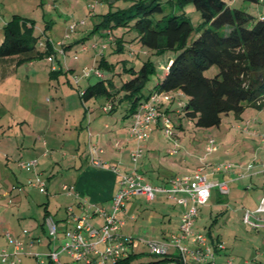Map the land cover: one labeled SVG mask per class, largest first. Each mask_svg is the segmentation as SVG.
Segmentation results:
<instances>
[{"label": "crops", "instance_id": "obj_1", "mask_svg": "<svg viewBox=\"0 0 264 264\" xmlns=\"http://www.w3.org/2000/svg\"><path fill=\"white\" fill-rule=\"evenodd\" d=\"M21 59L22 57L16 56L0 60V86L5 87L21 69L24 70V65L29 66L31 71H36L38 68L35 60L20 62ZM59 64L60 68H56L54 74L59 73L57 79L60 78L58 82L61 86L68 84V78L65 80L62 76L70 75L73 82H71L72 90H61L59 101L53 96L44 100L45 104L54 102V100L55 103H58L56 109L51 107L45 119L40 116L41 113L45 115L46 112L44 114L39 110L42 103L38 96L28 95L27 107L24 106L23 111H19L20 113L24 112V114L21 113L20 123H28V120L33 116V125L36 128L33 131L35 132L32 131L29 136L21 128L20 133L17 132L20 137L15 133L14 137L4 139L6 130H3V136L0 138L4 140L0 141V252L7 251L11 255L10 261L17 256L20 259V264H40L33 260L35 255L46 257L51 251L60 247V241L67 240L66 232L72 231L75 226L74 216L83 213L82 202L84 200L110 212L112 199L120 186L119 173L137 170L152 185H163L175 175H181L177 172L181 170V165L177 166L176 162L170 164L162 162L163 151L160 150L158 139H153L152 134L145 144L144 157L141 158L135 169L131 160L135 143L129 136L130 125L125 134L117 129V136L108 145H105L100 130L102 125L109 130L111 126L107 122L102 124L104 118L101 121L97 119L99 111L93 115V107H91V104H94L98 106L96 109H100L101 105L99 106L98 102H95L96 98L86 102L81 98V92H85L89 86L95 84L89 81L93 75L82 79L77 84L75 77L79 76L76 72L78 67L75 68L74 63L70 65L67 63V68L61 61ZM94 68L102 72V69H99L97 65ZM86 80L89 84L85 83ZM174 95L175 98L169 103L178 102L176 104L179 108L185 97L181 92H175ZM4 97H6L5 94ZM4 97H1L0 100L6 103L9 98ZM126 103L128 104L129 101L117 104L113 112H105V110L101 112L117 117L119 113L117 110L124 107ZM107 105L112 106L106 99V104L101 108ZM6 106L0 104L1 110L6 112ZM32 107L35 110L38 109L39 113L35 111L36 114L33 115L29 111ZM168 109L173 110L170 104H164L161 107V112L165 113ZM258 111L262 115L264 107L262 111ZM164 116L159 124L152 127V132H158L157 134L160 135L165 130ZM121 117L123 118L124 115ZM87 119L88 125L84 126ZM118 120L117 117L116 122ZM238 128L244 132L248 145H240V147L237 145L239 150L234 148L232 151L234 154L229 157L221 154L216 155L214 164L204 165L193 170L192 174H186L193 175L201 172L207 175L211 182H229L230 191L227 195H223L218 189L212 190L208 204L200 210L194 226L195 231L212 234L210 244L215 251V264H230V259H232V264H249L245 258L238 262L239 259L226 253L228 237L233 235L234 240L238 243L235 244L234 251L243 253L245 247H243L242 241L254 236L243 227H238V231L231 230L226 234L222 227L227 219L229 221L231 209L241 205L242 210H235V213L240 216L243 226L252 231L264 233V230H254L243 220L245 212L256 210L264 197V116L248 119L246 122H242ZM173 137L175 136L173 135ZM157 138L160 137L157 136ZM90 140L96 141L95 145H91V149H97L96 156L106 163V169L96 167L91 163L93 153L88 147ZM83 150L85 155L81 154ZM88 153L90 156H87ZM171 153L174 152L171 151ZM217 153L219 154V149ZM86 156L87 158H85ZM232 158L235 160L230 162ZM224 159L227 160L224 161ZM31 161H37V165L35 167L21 166V163ZM227 164L231 165L228 171L217 169L219 165ZM110 167H117L119 173H115ZM65 186L74 187L75 192L69 194L65 191ZM27 187L32 188V194L27 192ZM37 191L43 194V198L37 196ZM44 196H47V199ZM41 205L44 208L43 212L41 208H38ZM182 212V207L163 195H159L152 202H148L143 196L136 197L126 204V212L123 217L125 225L119 234L137 239L142 243L168 241L171 235L179 231ZM47 217L53 218L57 223L58 235L55 241L49 236L45 224ZM91 222L100 227L104 220L94 217ZM204 230L209 232H204ZM143 231H146L147 234L141 236L139 233ZM8 235L16 242L23 243V248L17 250L15 245L10 242ZM103 248L102 245L98 246L100 250ZM144 248L146 247L141 244L134 248L132 253H142ZM175 255L178 256L177 253ZM261 257L264 258V255ZM189 259L191 260V257ZM256 261H259L258 264H263L260 259ZM62 263L67 264L63 261ZM0 264L8 263L0 261ZM157 264H178V262L165 261ZM190 264L196 263L191 262Z\"/></svg>", "mask_w": 264, "mask_h": 264}, {"label": "rangeland", "instance_id": "obj_2", "mask_svg": "<svg viewBox=\"0 0 264 264\" xmlns=\"http://www.w3.org/2000/svg\"><path fill=\"white\" fill-rule=\"evenodd\" d=\"M160 1L164 3L162 5L165 7L166 15L185 13L191 20L193 26L198 27L201 23L202 17L193 5L185 4V6L180 8L177 4L178 0ZM116 4L115 6L118 7L125 5L124 1ZM230 4L232 7L241 8L250 12L255 15V17L259 16V18H264L263 0H260V2L256 0H232ZM109 10H111L109 0H0V45L2 44L3 28L5 24L11 20L14 15H19L29 19L28 24L33 27V34L36 38V50L41 53H46L51 49L52 53L51 56L35 60L38 67L36 71H31L28 68L29 66L24 65V70L21 69L12 79L10 78L11 81L5 87L0 86V96L4 97L5 94L6 97L4 98H9L7 102L6 99H4L6 103L0 100V104L4 107L6 105L10 107L6 106V112L0 108V138L3 136V130H6L5 137H3L4 139H9V137L17 132L20 133L21 128L29 136L32 134L33 130H36L33 125V116L28 120V123H20V116L24 114V112H21V114L19 111H23V108L27 107L28 95L38 96V99L42 103V105L39 106V110L44 114L46 112L45 115L41 113L40 116L45 119L51 107L56 109L58 103H55L54 100V102L45 104L46 102H44V100L53 96V98L56 97L57 101H59L61 90H72V79L70 75L62 76L65 80L68 78V84L66 86L62 84L61 86L58 82L60 78L58 77L57 79L59 73L54 74L56 73L55 69L60 68V61L65 68H67V63L69 65L74 63L76 65L74 67H78L76 72H78L80 76L84 69L90 70L93 69L95 65L99 66L102 58L109 60L110 63L116 65L114 73L112 74L103 70L102 73L105 77L113 76V84L115 85L113 89L115 91L121 87L123 75H127L124 74L125 67L134 66L139 69L144 62L152 61L155 64L156 72L149 77L143 89V94L148 95L152 91V88L158 84L163 74H165L166 66L169 64L173 55L167 54L164 56H157L152 54L149 52V49L147 50L142 46L137 38V34H135V32L133 33V31L125 33V31L119 29L116 30L115 33H112L111 30H107L102 23L104 14ZM196 36L197 34L194 33L193 38H196ZM117 37L123 38L122 51H118V44L116 43ZM97 57L98 59L96 60ZM205 73L207 76L212 77L219 72L216 67H213ZM89 81L97 83L101 81V79L92 76ZM85 83L89 84L87 80ZM122 95L123 94H119L117 96L116 102ZM183 100L186 101V98ZM95 102H98V105L102 107L106 104V99L98 98L95 99ZM109 102L113 105L115 104L114 101ZM176 103L178 102H173L172 104L168 103L171 105V109H173L170 118L175 137L170 136L166 130H163L160 135L157 134L158 132L152 131L150 134H152L153 139H158L160 150L163 151L162 162L167 164L176 162L177 166L181 165V170L177 171L181 175L192 174L193 170L195 171L204 165L214 164L216 155L219 156L221 154L222 156L229 157L234 154L232 152L234 148H236L237 151L239 150L237 145H239V147L240 145H248V142L245 140L244 132H242L238 126L248 119L252 120L257 116H264V113L261 115V112L257 109L248 108L241 120L237 119L233 114L225 115L223 116L221 126L202 129L197 128L193 122L189 121L187 118L182 117L181 119V116L174 111L178 109V104ZM127 106L128 104L126 103L124 107L117 110L119 112L117 116L119 120L116 122L117 117L115 115L102 114L101 111H103L104 108L99 107L100 109H96L98 106L91 104V107H93L92 114L94 115L99 111V117L97 116V119L101 121L104 118V123L102 124L107 122L111 126L109 130L102 125V129L100 130V135L104 137L103 141L105 145H108V143L117 136V129H120L125 134L127 127L129 125L131 126L132 117H121L125 114ZM114 107H116V105H114ZM29 111H31L33 115L39 113L38 109L35 110L34 107ZM35 111L37 112L35 113ZM86 125H88V119L84 122V126ZM181 125L184 130L177 128ZM19 133H17L16 136L20 137ZM157 136L160 138H157ZM210 139L216 141L219 154L216 152L207 156L206 146ZM0 141L4 140L0 139ZM95 144L96 141L91 140L88 143L91 153L93 150L91 149V145ZM171 151L174 153L170 154ZM81 154L85 155L86 153L83 150ZM87 156H90L89 153ZM87 156L85 158H87ZM226 160L227 159H224V161ZM230 160V162H233L235 159L232 158ZM31 190L32 188L27 187V192L29 194H32ZM36 193L37 196L43 198V194H40L38 191ZM44 197L47 199V196ZM46 199L44 200L45 203ZM38 208H41L43 212L44 208L42 205L38 206ZM235 210H242L241 205H239L238 208L236 206L234 209H231L229 221L227 219L225 221L226 223L224 222L222 228L225 229L226 234L231 232V230L238 231V227H243V229H247L248 233L254 236L253 238L250 237L251 239L246 238L242 241L243 247H245L243 253L234 251L236 248L234 246L238 243L234 240L233 235L230 236V238L228 237L226 253L239 259L238 262H240V259L245 258L249 264H258L259 261L257 262L256 260L260 259V262L264 264V258L261 257L264 255V233L252 231L243 226L242 220L240 216L235 213ZM204 232L208 233L209 231L204 230ZM139 234L144 236L147 232L143 231ZM65 242L66 241L61 240L60 245H64ZM60 259L67 264H82L73 262L66 254H62ZM160 259H162V257L152 255L148 249L144 248L138 263L159 261ZM33 260L36 262L44 261V264H50V259L47 256H41L38 259L34 256Z\"/></svg>", "mask_w": 264, "mask_h": 264}, {"label": "trees", "instance_id": "obj_3", "mask_svg": "<svg viewBox=\"0 0 264 264\" xmlns=\"http://www.w3.org/2000/svg\"><path fill=\"white\" fill-rule=\"evenodd\" d=\"M121 1H124V6H115ZM230 1L178 0L180 8L191 4L202 17L199 26L195 27L185 13L166 15L164 3L160 0H109L111 10L104 14L102 23L107 30L112 33L119 29L125 33L133 31L142 46L152 54L173 56L165 74L148 95L143 94V89L151 74L156 72L152 61L144 62L139 69L125 67L124 74L127 75H123L118 90L113 89V76L105 77L89 86L81 98L85 102L92 98H105L108 102L114 101L116 106L129 101L123 117L127 118L132 117L153 93L181 92L187 100L182 101L174 111L181 119L187 118L202 129L221 126L225 115L233 114L241 120L248 108L262 111L264 18L232 7ZM28 21L25 17L14 15L5 24L0 60L20 56V62H24L52 55L51 49L46 53L36 50L33 27ZM194 33L196 38H193ZM117 38L118 51H122L123 38ZM115 66L102 58L98 68L113 74ZM213 67L219 73L207 76L205 72ZM119 94L123 95L116 102ZM112 108L110 112L115 107ZM172 112L168 109L163 113L171 120ZM177 128L184 130L182 125ZM208 236L212 238L211 233ZM175 254L174 251L170 257H162L158 262L177 261L180 264L179 256ZM141 255L130 253L117 264L158 263H138Z\"/></svg>", "mask_w": 264, "mask_h": 264}, {"label": "built area", "instance_id": "obj_4", "mask_svg": "<svg viewBox=\"0 0 264 264\" xmlns=\"http://www.w3.org/2000/svg\"><path fill=\"white\" fill-rule=\"evenodd\" d=\"M264 2V0H263ZM105 79L103 73L94 68L84 69L80 76L75 77V82L80 83L82 79L90 76ZM85 92H81V96ZM175 98L174 93H153L149 100L139 106L132 116V124L129 129V136L135 143V148L131 153L132 164L137 168L141 158L145 154V144L150 139V132L154 125L159 124L163 112L161 107L171 102ZM112 106L104 107L105 112L111 111ZM165 130L173 136L172 121L164 116ZM264 140V136H263ZM218 147L214 139H210L206 146L207 156L217 152ZM93 158L91 163L99 168L106 169L104 161L96 156L97 149L92 150ZM37 161L21 163L22 167H35ZM115 173H119L117 167H110ZM231 165H219V171H228ZM120 188L112 199L111 211L103 207L93 205L87 200L82 202L83 213L75 217V226L72 231L66 232V242L64 245L51 251L47 257L53 264H63L62 254H66L73 262L89 264H117L128 257L134 248L139 245L146 247L152 255L169 256L173 251L179 256L180 264H215V251L210 244L207 234L195 231L194 226L199 216L200 210L208 204L209 197L213 189H218L223 195L230 191L229 182H211L207 175L197 172L193 175H175L165 185H152L144 177L134 170L129 173L120 174ZM74 187L65 186L64 189L69 194L75 192ZM159 195L165 196L183 208L180 218L179 231L171 235L168 241H152L142 243L137 239L125 237L119 231L125 225L126 204L130 200L143 196L148 202L154 201ZM99 217L104 220L102 226L97 227L91 220ZM134 219V217H132ZM244 223L254 230H264V197L259 207L254 210H247L244 214ZM45 224L48 228L50 238L55 241L58 235L56 221L47 217ZM8 238L17 250H21L23 243L15 241L10 235ZM102 245V250L98 246ZM11 255L7 251L0 252V261L8 264H20V259L16 256L9 260ZM38 259L40 255H35ZM191 257V260L189 259ZM40 264H44L43 261ZM232 264V259H230Z\"/></svg>", "mask_w": 264, "mask_h": 264}]
</instances>
